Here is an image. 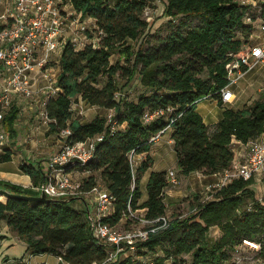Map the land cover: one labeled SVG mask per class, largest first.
<instances>
[{
	"label": "trees",
	"instance_id": "1",
	"mask_svg": "<svg viewBox=\"0 0 264 264\" xmlns=\"http://www.w3.org/2000/svg\"><path fill=\"white\" fill-rule=\"evenodd\" d=\"M63 1L71 3L83 18L93 19L95 28L87 32L90 43L84 48L76 49L70 41L61 47L58 86L62 92L48 102L46 114L51 120L50 133L60 136L63 130H70V144L104 135L97 144L95 158L78 170L89 174L83 179L85 192L103 184L114 196L113 213L106 219L110 225L119 226L130 209H147L150 219L167 214V172L151 173L147 199L142 200L141 180L154 166L149 154L154 144L150 139L166 126L164 121L144 125L145 112L176 108L179 118L171 136L177 168L183 176L223 173L232 166L236 142L247 143L264 133V98L242 109L225 108L214 128L198 112V105L208 99L224 106L221 91L229 85L228 66L243 50L242 37L253 34V27L244 21L246 8L236 0H166L164 17L171 24H179L161 39L159 47L149 48L146 39L150 22L145 12L152 0ZM259 16L264 20V5L254 17ZM114 55L120 56L116 63L111 62ZM205 72L208 80L202 77ZM138 77L141 85L152 92L130 101L122 91ZM119 79L125 80L123 87ZM80 99L90 107L115 112L118 126L126 127L112 130L107 117L98 116L89 123L75 119L73 105ZM18 115L19 109L13 106L3 120L12 141L19 136ZM133 150L146 155L135 176L129 158ZM10 157L7 152L1 160L9 161ZM21 171L33 179L34 187L46 181L40 165L24 164ZM253 184L254 179H236L217 189L213 199L200 204L195 214L176 219L166 230L151 235L139 246L138 254L141 256L146 249L155 251L169 240L173 246L168 252L171 264H181L184 253L192 255V264H226L235 247L247 240L260 245L258 251L264 259V201ZM0 187L15 194L38 196L34 189L8 181H0ZM4 198L0 200V222L6 221L25 240L32 257L56 256L63 259L60 264H136L131 258L106 263L107 246L94 236L87 211L77 210L70 203ZM214 227L222 232L217 240L210 238ZM159 264L166 263L160 260Z\"/></svg>",
	"mask_w": 264,
	"mask_h": 264
},
{
	"label": "built area",
	"instance_id": "2",
	"mask_svg": "<svg viewBox=\"0 0 264 264\" xmlns=\"http://www.w3.org/2000/svg\"><path fill=\"white\" fill-rule=\"evenodd\" d=\"M7 2L8 11L0 15V21L3 22V26H0V123L3 122L6 112L14 106L16 99L32 100L40 96L43 97L40 101L41 116L50 124L51 120L46 114L47 104L62 92L58 86V76L54 74L50 64L67 40L76 49H82L89 44L87 32L92 28L87 21L80 22L82 14L75 17L69 13L67 8L70 3H64L63 0H7ZM88 20L93 21L91 18ZM244 21L248 26L259 27L260 33L252 34L258 43L243 47L235 56V60L229 64V85L221 91L224 105L232 104L236 99L231 89L232 85L238 84L259 64H264V20L261 16L255 18L247 13ZM69 35H72L71 39ZM43 82L45 85L41 84ZM112 112L108 124L115 130L118 123ZM176 112L174 107L145 112L142 120L146 126L157 121L166 122V126L151 137L150 143H159L172 131L174 123L179 118ZM70 135L68 129L61 132V148L48 160L46 181L34 190L38 195L44 193L51 199L84 197L91 214L93 234L107 246L106 263H117L125 258L133 260L137 257L139 246L148 241L151 235L166 230L172 222L171 219L167 214L150 219L147 217V209L137 211L130 209L129 216L119 226H112L106 222L113 213L114 196L100 185L90 192H85L83 180L78 181L75 175L78 169L86 168L95 158L97 144L104 140V135L76 144L69 143ZM9 140L4 127L0 126V156L7 153ZM235 144L238 148L234 149L235 158L232 166L218 174L222 175V182L214 186L216 190L236 179L249 181L264 177V133L247 143ZM143 155L136 154L135 150L129 155L134 176L137 172V161ZM168 183L169 187H177L180 184L174 171L169 172ZM244 242L260 250L259 244L247 240ZM58 259L60 263L63 262L62 258Z\"/></svg>",
	"mask_w": 264,
	"mask_h": 264
},
{
	"label": "rangeland",
	"instance_id": "3",
	"mask_svg": "<svg viewBox=\"0 0 264 264\" xmlns=\"http://www.w3.org/2000/svg\"><path fill=\"white\" fill-rule=\"evenodd\" d=\"M241 6L246 8L248 14L258 16L264 5V0H236ZM64 2V1H63ZM65 3V2H64ZM166 6V0H152L150 1L149 8L145 12V18L150 22V28L147 30L148 37L146 39V48L159 47L161 39L165 38L173 30L175 26L179 24V21H175L174 24L169 22L170 19L164 17V10ZM69 13H72L75 17L79 14L70 3L68 6ZM88 22L90 28L93 29V21L88 18H82L80 22ZM197 23V21L195 22ZM260 33L259 27L253 28V34L257 35ZM96 36V35H95ZM72 35H69L71 39ZM241 37V36H240ZM244 47L253 46L257 44V39L252 35H245L242 37ZM94 42V41H93ZM133 46H138L137 42H131ZM61 49L55 54L52 67H58V57ZM120 59L119 55H114L111 58L112 63H116ZM56 62V63H55ZM124 63V61H122ZM57 74V69H54V74ZM202 77L205 80L209 79L208 73L205 72ZM120 86L123 87L125 84L124 79H119ZM231 89L236 95L234 103L221 105L215 99H208L202 102L199 106V112L206 117L207 123L214 128L213 122L218 121L219 117H222V109L231 108L234 110L242 109L246 105H253L257 101L264 98V64H259L253 71L249 72L238 84L232 85ZM151 90L144 88L140 83L138 77L134 83L128 88H124L122 93L124 97L130 101L138 100L142 94H151ZM120 97V94L118 95ZM42 101V97L36 96L32 100H28L34 104L35 101ZM211 110H214L211 112ZM42 108L40 110L27 109L21 114V118L18 123L20 131V146L17 149L18 154H55L61 147V139L57 134H51L49 124L41 116ZM116 115L115 112H112ZM74 118L78 119L82 123H89L96 117H107L109 119L110 112L98 107H90L81 99L73 105ZM19 116V115H18ZM29 122V123H26ZM0 126L4 127V123H0ZM126 125L117 126L118 129H124ZM5 129V127H4ZM6 131V129H5ZM7 133V131H6ZM8 134V133H7ZM170 133H167L158 144L164 145V155L157 156L156 165L154 170L162 171L164 169H171L175 171L180 180V184L177 187H169L166 190V207L167 216L171 221L176 219L183 220L188 216L195 214L200 204L210 201L213 199V194L216 191L212 182L205 179L203 173L195 172L189 176H183L177 169V154L173 149L174 146L170 143ZM155 145V144H154ZM235 149L238 145H234ZM146 156H141L137 161L136 166L139 167L141 162L145 160ZM154 158V157H153ZM48 162V161H46ZM13 166L12 164H10ZM152 172L146 173L140 183L141 190L144 196H147V184ZM76 179L82 181L89 174H85L83 171L75 173ZM217 177L210 178L211 180H217ZM100 186L103 187V184ZM252 188L256 191L257 196L260 200L264 201V177L257 178L254 180ZM143 196V199L146 197ZM0 200H5L0 195ZM88 202V201H87ZM72 206L80 211H87V203L83 200H75L71 202ZM89 204V202H88ZM90 208L91 205L89 204ZM125 227V226H124ZM121 228H123L121 226ZM222 235V232L218 227L212 228L210 231V238L217 240ZM15 235L0 222V264H60L58 257L44 255L32 257L24 240ZM178 234L173 237L177 240ZM171 241L167 240L155 251L148 249L143 250L142 255L138 254V257L134 258L136 264H159L160 260H163L166 264H171L172 259L169 257L168 252H172L173 246L170 244ZM236 250L231 252L230 260L226 264H264V259L259 254V251L254 247L247 245L245 242L241 243ZM192 255L184 253L181 258V264H192Z\"/></svg>",
	"mask_w": 264,
	"mask_h": 264
},
{
	"label": "crops",
	"instance_id": "4",
	"mask_svg": "<svg viewBox=\"0 0 264 264\" xmlns=\"http://www.w3.org/2000/svg\"><path fill=\"white\" fill-rule=\"evenodd\" d=\"M110 1H112L113 3L116 2V0H110ZM8 3L9 2H7V0H2V2L0 3V15H3V14H5L8 11V9H9L8 8L9 7ZM0 26H3V22L2 21H0ZM93 26H95V22H93ZM61 55H62V51L59 54L58 61H56L58 63V67H56V66L53 67V69H57V74L55 73L57 76H59L60 72H61V69L59 67V62H60ZM54 58H55V55H54ZM41 84L45 85V82H43ZM42 99H43V97H42ZM200 104L198 105V109H199ZM14 107L19 109V116H18V120L16 122V128L18 130V135H19L18 138H20V131H19L20 123H18V122L21 121L20 118H21L22 112L26 111L27 109H32V110H35V111L40 110V101L38 99L37 101H35L34 104H32L27 99L18 98L15 101ZM224 110L225 109H222V117H223ZM213 111L214 110H211V112H213ZM198 112H199V110H198ZM202 117L204 119V122L207 125H210V124L207 123L206 117L203 116V115H202ZM222 117H219L218 121L213 122V123L217 124L222 119ZM26 123H29V122H26ZM169 133H170V137H171L170 143H172L173 146H174V141L172 140V136H171L172 135V131L169 132ZM18 140L19 139H17L16 141H12L11 139L9 140V143L7 145V152H9L10 155H11L9 161H2L1 160V156H0V181H8V182L23 186L24 188L34 189L35 187H34L33 179L30 176L24 174L21 171V167L24 164L34 165L35 167H38L40 165L44 169V172H46L47 171V164H48V162H46V161H48L54 154H18L16 152L18 147L20 146V141H18ZM173 149L175 150V148H173ZM164 151H165V147H164L163 144L162 145L159 144V146H158V144L153 145L152 150H151V152L149 154L152 157H154L153 158L154 159V166L156 165L157 156H161L162 157L164 155L163 154ZM143 156H146V155H143ZM10 164H12L13 166H11ZM154 166L147 173H149V172H167V174H169V172L173 171L170 168L169 169H164L162 171H158V170L153 171L154 170ZM178 171H179V169H178ZM84 173L88 174L87 172H84ZM213 177H217L218 179L210 181V178H213ZM205 179L207 181H209V182H212V183L215 182L213 184V186H216V185H219L222 182V175L205 176ZM165 196H166V194H165ZM144 197H146V199H147V196H144ZM146 199H144V200H146ZM165 204H166V200H165ZM2 222H3V225L6 227V229L10 230L15 235L14 237H19L21 240H24L15 231H13L12 229H10L8 227L6 221H2ZM24 242H25V240H24ZM26 246H27V244H26ZM27 248H28V246H27ZM43 264H45V263H43Z\"/></svg>",
	"mask_w": 264,
	"mask_h": 264
},
{
	"label": "water",
	"instance_id": "5",
	"mask_svg": "<svg viewBox=\"0 0 264 264\" xmlns=\"http://www.w3.org/2000/svg\"><path fill=\"white\" fill-rule=\"evenodd\" d=\"M0 195L4 196L7 198V200L11 199H19V200H24V201H29V202H39V203H64V204H69L75 200H83L86 202V199L84 197L78 196V197H72L68 199H51L46 196V194H41L38 196H29V195H21V194H15L11 190L5 189L3 187H0ZM87 212H88V217L91 220V214L89 207L87 206Z\"/></svg>",
	"mask_w": 264,
	"mask_h": 264
}]
</instances>
